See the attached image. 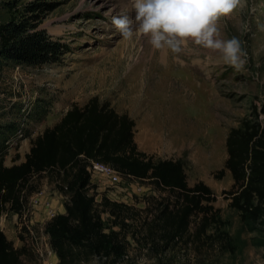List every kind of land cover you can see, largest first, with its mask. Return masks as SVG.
<instances>
[{"label":"rangeland","instance_id":"1","mask_svg":"<svg viewBox=\"0 0 264 264\" xmlns=\"http://www.w3.org/2000/svg\"><path fill=\"white\" fill-rule=\"evenodd\" d=\"M125 14L134 20L131 0H0V25L15 19L37 26L68 51L53 64L7 63L0 68V126H17L1 141L4 165L24 161L31 142L45 128L57 123L72 105L83 106L97 97L134 121V141L141 152L154 162L180 160L188 185L201 181L216 198L213 206L219 209L221 230L230 237V246L222 249L211 229L212 240L175 251L173 264H264V206L258 220L243 221L223 194L233 183L229 172L224 170L216 179L227 157L228 131L252 118L264 102V30L259 27L264 24V0H240L232 13L216 22L219 38L242 42L247 55L240 69L224 63L218 52L191 43L179 54L180 63L170 51L154 50L148 37L136 35L135 23L134 34L125 38L111 23L113 16ZM38 101H44L48 110L39 122L29 118ZM259 121L264 125L262 117ZM92 182L97 202L105 195L143 209L145 198L158 195L134 180L122 179L117 185ZM66 201L43 181L30 200L28 221L0 214V230L14 248L25 243L34 250V257L24 264L57 263L42 226L64 213ZM107 218L102 216L106 232ZM129 257L132 260L121 264H155L134 245Z\"/></svg>","mask_w":264,"mask_h":264},{"label":"trees","instance_id":"2","mask_svg":"<svg viewBox=\"0 0 264 264\" xmlns=\"http://www.w3.org/2000/svg\"><path fill=\"white\" fill-rule=\"evenodd\" d=\"M36 27L15 19L0 25V68L7 63L53 64L68 52L66 45L50 40ZM47 113L46 103L38 101L29 118L39 122ZM259 117L264 120V102L252 118L228 131L227 157L216 176L220 179L224 170L229 172L233 183L223 194L243 221L258 220L264 206V125ZM134 127L127 114L116 112L97 97L83 106L72 105L31 142L24 161L8 167L0 156V214L11 213L21 223L28 221L30 200L40 192L43 181L65 196L64 213L42 226L56 264H92L95 260L97 264H121L132 260L131 245L155 264H173L175 251L212 240L211 229L218 244L227 249L231 239L221 230L223 222L213 206L216 198L210 188L201 181L190 187L180 160L154 162L141 152L134 141ZM16 130L14 123L0 126V152L1 141ZM91 162L108 166L123 179L151 186L157 197L145 198L143 209L105 195L97 202L87 171ZM103 215L108 217V232ZM33 254L25 243L14 248L0 230V264H24Z\"/></svg>","mask_w":264,"mask_h":264},{"label":"clouds","instance_id":"3","mask_svg":"<svg viewBox=\"0 0 264 264\" xmlns=\"http://www.w3.org/2000/svg\"><path fill=\"white\" fill-rule=\"evenodd\" d=\"M240 0H131L134 20L113 16L111 23L125 38L134 34L148 37L154 50L170 51L178 62L189 43L218 52L223 62L240 69L246 63L242 42L219 38L216 22L228 16ZM264 30V24L259 26ZM208 59H211L210 57Z\"/></svg>","mask_w":264,"mask_h":264},{"label":"built area","instance_id":"4","mask_svg":"<svg viewBox=\"0 0 264 264\" xmlns=\"http://www.w3.org/2000/svg\"><path fill=\"white\" fill-rule=\"evenodd\" d=\"M87 171L90 175V183H93V179H98L101 181H106L111 185H117L123 179L120 174L108 166L96 162H91L87 168Z\"/></svg>","mask_w":264,"mask_h":264},{"label":"bare ground","instance_id":"5","mask_svg":"<svg viewBox=\"0 0 264 264\" xmlns=\"http://www.w3.org/2000/svg\"><path fill=\"white\" fill-rule=\"evenodd\" d=\"M145 140H147V139H145Z\"/></svg>","mask_w":264,"mask_h":264}]
</instances>
